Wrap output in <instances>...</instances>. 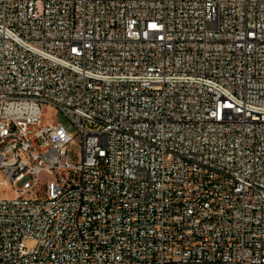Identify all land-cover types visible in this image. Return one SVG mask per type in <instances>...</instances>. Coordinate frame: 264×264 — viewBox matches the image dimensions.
<instances>
[{"label": "built area", "instance_id": "obj_1", "mask_svg": "<svg viewBox=\"0 0 264 264\" xmlns=\"http://www.w3.org/2000/svg\"><path fill=\"white\" fill-rule=\"evenodd\" d=\"M0 172V264H264V0H0Z\"/></svg>", "mask_w": 264, "mask_h": 264}, {"label": "rangeland", "instance_id": "obj_2", "mask_svg": "<svg viewBox=\"0 0 264 264\" xmlns=\"http://www.w3.org/2000/svg\"><path fill=\"white\" fill-rule=\"evenodd\" d=\"M61 123L72 137V142L68 147L69 159L74 164L80 163L81 160V141L80 131L72 125L58 110L52 107L44 109L42 123L44 126L49 124V120ZM16 197L15 190L5 182L3 174L0 172V199H12Z\"/></svg>", "mask_w": 264, "mask_h": 264}]
</instances>
